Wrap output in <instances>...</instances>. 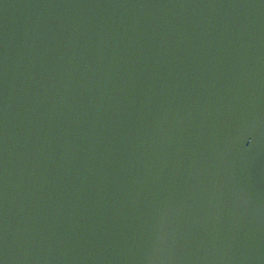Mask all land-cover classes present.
<instances>
[{"label": "water", "instance_id": "1", "mask_svg": "<svg viewBox=\"0 0 264 264\" xmlns=\"http://www.w3.org/2000/svg\"><path fill=\"white\" fill-rule=\"evenodd\" d=\"M0 264H264V0H0Z\"/></svg>", "mask_w": 264, "mask_h": 264}]
</instances>
